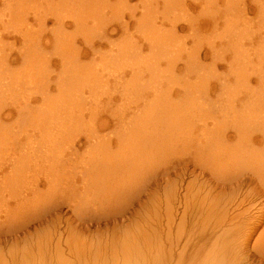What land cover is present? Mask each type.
<instances>
[{
    "label": "rangeland",
    "instance_id": "rangeland-1",
    "mask_svg": "<svg viewBox=\"0 0 264 264\" xmlns=\"http://www.w3.org/2000/svg\"><path fill=\"white\" fill-rule=\"evenodd\" d=\"M7 1L0 0V264H160L172 188L171 219L177 225L186 207V234L204 220L196 210L223 204L224 195L242 203L233 215L261 210L258 163L238 164L257 166L253 174L246 167L247 179L237 164L242 173L211 172L207 157L191 155L205 138L216 151L238 141L249 150L252 141L250 150L264 153V0ZM244 119L256 122L239 140L233 127ZM256 234L245 238L250 246Z\"/></svg>",
    "mask_w": 264,
    "mask_h": 264
},
{
    "label": "bare ground",
    "instance_id": "bare-ground-1",
    "mask_svg": "<svg viewBox=\"0 0 264 264\" xmlns=\"http://www.w3.org/2000/svg\"><path fill=\"white\" fill-rule=\"evenodd\" d=\"M10 0H8L7 2L8 3H10L9 2ZM34 1H36V0H34ZM68 1V0H67ZM72 1V0H71ZM141 1H143V0H141ZM13 2V1H12ZM28 2V1H27ZM29 2H30V0H29ZM32 2V1H31ZM65 2V1H64ZM48 3V2H47ZM30 4V3H29ZM28 4V5H29ZM59 4V3H58ZM6 5H8V4H6ZM50 5V4H49ZM20 6V5H19ZM81 6V5H80ZM7 7V9H9V8H11V7H9V5L8 6H6ZM9 7V8H8ZM50 7V6H49ZM74 7V6H73ZM78 7V6H77ZM18 8V7H17ZM23 8V7H22ZM13 10V9H12ZM24 10V9H23ZM26 10V9H25ZM79 10V9H78ZM17 11V10H16ZM10 12V11H9ZM14 12V11H13ZM18 12H19V10H18ZM44 12V11H43ZM12 13V12H11ZM10 14V13H9ZM17 14V13H16ZM15 15V14H14ZM13 15V16H14ZM12 16V17H13ZM17 16V15H16ZM37 16V15H36ZM70 16V15H69ZM201 16V15H200ZM15 17V16H14ZM23 17V16H22ZM24 18V17H23ZM18 19V18H17ZM40 19V18H39ZM46 19V18H45ZM75 21H78V20H75ZM171 21V20H170ZM8 22H9V20H8ZM22 22H24V21H22ZM178 23V22H177ZM186 23V22H185ZM39 24V23H38ZM175 24V23H174ZM8 28V27H7ZM14 28V27H13ZM43 29V28H42ZM3 30H6V29H3ZM7 30H9V29H7ZM173 30V29H172ZM15 32V31H14ZM52 33V32H51ZM55 39V38H54ZM63 39V38H62ZM61 40V39H60ZM24 41H26V40H24ZM24 41H23V43H24ZM29 47H31V46H29ZM34 47V46H33ZM88 47V46H87ZM199 48V47H198ZM38 49V48H37ZM21 50V49H20ZM34 50V49H33ZM122 50H123V48H122ZM12 51V50H11ZM41 52V51H40ZM122 52V51H121ZM38 53V52H37ZM29 54V53H28ZM95 54V53H94ZM46 55V54H45ZM123 55V54H122ZM216 55V54H215ZM26 56V55H25ZM4 57V56H3ZM31 57V56H30ZM33 57V56H32ZM1 58V57H0ZM50 58V57H49ZM194 58V57H193ZM32 60V59H31ZM41 61H43V60H41ZM40 61V62H41ZM25 64H26V62H25ZM2 65V64H1ZM1 65H0V67H1ZM4 65H5V63H4ZM67 65V64H66ZM31 66V65H30ZM26 68V67H25ZM44 71V70H43ZM42 74V73H41ZM65 74V73H64ZM66 75V74H65ZM60 76V75H59ZM61 78V77H60ZM63 78V77H62ZM0 90H1V87H0ZM43 96V95H42ZM49 96V95H48ZM43 99H45V98H43ZM46 102V101H45ZM52 106H54L53 104H52ZM51 106V107H52ZM43 107H44V105H43ZM51 107H49V108H51ZM55 107V106H54ZM53 107V108H54ZM52 108V110L51 111H53L54 109ZM56 109V108H55ZM50 110V109H49ZM45 111H46V109H45ZM50 111V112H51ZM55 112V111H54ZM249 116V115H248ZM55 118V117H54ZM211 118V117H210ZM243 120V119H242ZM241 120V121H242ZM245 120V119H244ZM248 120V119H247ZM247 120H245L244 122L242 121V122H238L239 124V127L237 126H235V127H233V128H235L234 129V132H235V135L238 137V139L239 138H242L243 137V135L244 134H246V133H244L245 131H246V129H247V126H249V125H251V124H254V122H256V120H252V121H250V124L248 123V125H247ZM257 121H260V120H257ZM228 123V122H227ZM234 123H236V122H234ZM261 123V122H260ZM258 124L257 125V127H258V129H260V130H258V131H260V132H263V139H264V121L261 123V124ZM106 125V124H105ZM237 125V124H236ZM247 125V126H246ZM206 131V130H205ZM217 131H218V129H217ZM216 132V131H215ZM227 132V131H226ZM224 134H225V132H223ZM223 133H220V134H222V135H224ZM249 133V132H248ZM203 134V133H202ZM261 134V133H260ZM116 135V134H115ZM121 135H123V134H121ZM204 135V134H203ZM209 136H210V134H208ZM212 135V134H211ZM219 137H222V135L220 136L219 135V133L217 134ZM250 135V134H249ZM128 135H126V137H127ZM228 136V135H227ZM126 137H124V136H122V138H125L126 139ZM135 137V136H134ZM141 138H142V136H140ZM139 137V138H140ZM211 137H214L215 138V135L214 136H211ZM226 137V136H225ZM119 138H121L120 136H119ZM130 138L132 139V136H130ZM135 138H138V137H135ZM134 138V141H136L137 139H135ZM138 138V142L141 140V139H139ZM143 138H145V137H143ZM222 138H224V137H222ZM244 138H247V137H244ZM244 138H243V141H246V140H244ZM262 139V140H263ZM126 140H128V137H127V139ZM227 140H228V138H227ZM239 140H241V139H239ZM248 140V139H247ZM119 143H120V139H118L117 140ZM117 141H116V143H117ZM122 141V140H121ZM144 141H146V140H144ZM207 140H206V138H205V140H204V143H202V142H199L200 143V148H199V146L198 147H196V150H195V152L193 153V155H191V157L192 156H196V154H197V150H198V152H199V154L198 155H202V156H200V157H207L208 158V160H207V164L209 165H207L208 167H211V169H210V171L212 172V169L214 168V169H216V168H222L221 170H223L224 172H225V170L224 169H226V168H228V167H230V168H232L234 165H238V164H240V162L241 161H243V160H246V163H247V161L249 162L250 160H252V161H250V163L252 162H254L253 164H255V163H258V164H260L261 163V161H262V165H258V164H255V165H257V166H260V168L262 169V168H264V153L262 152V154H260L254 147H252L251 148V150H250V148H249V146H250V142H252V141H249V145H248V149L249 150H244L243 148H242V146H241V142L239 143V141H238V144L241 146H239L238 145V148H235L234 149V147H232V146H225V147H222V150L220 149V150H218V151H216L215 150V148L213 149V148H211L210 147V145L208 144L207 146H206V144H207V142H206ZM247 141V142H248ZM110 142V141H109ZM123 142V141H122ZM127 142H129V140L127 141ZM219 142V141H218ZM221 142V141H220ZM220 142H219V144H220ZM130 143V142H129ZM141 143V142H140ZM227 143V142H226ZM225 143V144H226ZM237 143V142H236ZM254 143V142H253ZM131 144V143H130ZM135 144H137V143H135ZM212 144H213V141H212ZM242 144H243V142H242ZM111 145V144H110ZM133 145V144H132ZM140 145V144H139ZM143 145H145V144H143ZM213 145H215V143L213 144ZM102 146V145H101ZM142 146V144L140 145V147ZM146 146V145H145ZM235 146H237V145H235ZM251 146H253L252 144H251ZM209 147H210V149H209ZM213 147V146H212ZM216 147V146H215ZM217 147H218V144H217ZM246 147V146H245ZM142 148V147H141ZM240 148H242V149H240ZM254 148V149H253ZM122 149H124V147H122ZM134 149H135V147H134ZM240 149V150H239ZM125 150V149H124ZM128 150H129V148H128ZM130 150H131V148H130ZM129 150V152L130 153H128V155L129 154H133V150H131L132 151V153H131V151ZM184 150V149H183ZM215 150V151H214ZM145 151V150H144ZM185 151V150H184ZM263 151V150H262ZM117 152V151H116ZM121 151H119V153H120ZM123 152V151H122ZM128 152V151H127ZM189 152V151H188ZM187 152V153H188ZM258 152V153H257ZM113 153V152H112ZM111 153V154H112ZM118 153V152H117ZM124 153V152H123ZM134 153H135V155H136V152L134 151ZM138 153V152H137ZM196 153V154H195ZM120 155V154H119ZM138 155V154H137ZM189 156H190V154H189ZM130 157H131V155H130ZM143 157V156H142ZM111 158V157H110ZM113 158H114V156H113ZM113 158H111L112 160H114ZM196 158V161H197V158H198V156H196L195 157ZM206 158V159H207ZM246 158V159H245ZM118 159H120V158H118ZM122 159H125V158H122ZM129 159V158H128ZM202 159L203 158H201V161H202ZM205 159V158H204ZM203 159V160H204ZM127 160V159H126ZM125 160V161H126ZM198 160H200V159H198ZM106 161V160H105ZM114 161H116V160H114ZM124 161V162H125ZM138 161V160H137ZM107 162V161H106ZM123 162V163H124ZM200 162V161H199ZM198 162V163H199ZM204 162V161H203ZM110 163V162H109ZM198 163H196V164H198ZM205 163V162H204ZM246 163L244 164V162H243V164L244 165H242L243 167V170H246V167L247 168H249L248 166H245L246 165ZM250 164V165H253V164ZM195 164V165H196ZM202 164V163H201ZM200 164V169L199 170H201V167H202V165ZM177 165H179V164H177ZM176 165V166H177ZM211 165V166H210ZM249 165V164H248ZM180 166L182 167L183 165H181L180 164ZM198 166H199V164H198ZM205 166V165H204ZM206 166V167H207ZM232 166V167H231ZM244 166H245V169H244ZM257 166H255V168H257ZM113 167V166H112ZM115 167V166H114ZM206 167H203V168H206ZM235 167H236V171H237V166H234L233 168L235 169ZM183 168H185V167H182V169ZM229 168V169H230ZM241 168V167H240ZM239 168V165H238V169H240ZM241 168V169H242ZM251 168H253L252 169V171H255V170H258V169H255L254 168V166L252 167H250L249 168V170L251 169ZM174 171H175V169L174 168H172ZM186 169V168H185ZM207 169V168H206ZM228 169V170H229ZM240 169V170H241ZM123 170V169H122ZM187 170V169H186ZM204 170V169H203ZM230 170H232V169H230ZM229 170V171H230ZM260 170V169H259ZM107 171V170H106ZM177 171V170H176ZM185 171V170H184ZM223 171H221V174H223ZM236 171L234 170H232V172H234V173H236ZM239 171V170H238ZM237 171V172H238ZM252 171L250 170V173L249 174H251L252 173ZM263 171L264 170H260V174H259V177H261L262 179H263ZM165 172H166V170H165ZM164 172V173H165ZM180 172V171H179ZM182 172V171H181ZM187 172V171H186ZM201 172V171H200ZM218 172H219V170H218ZM218 172H216V174L218 173ZM240 173H242L241 171H239ZM238 172V173H239ZM247 172H249L248 170H246V174L244 175V176H247L248 174H247ZM254 173V172H253ZM252 173V174H253ZM201 174H202V172H201ZM218 174H220V172L218 173ZM227 172L225 173V176H226V178L228 179V177H227ZM167 175H169V174H167ZM207 175H208V173H207ZM215 176V174H212L211 176L213 177L212 179H214V176ZM235 177H237L236 176V174H233ZM257 175V174H256ZM164 176V175H163ZM239 176V178H235L234 177V180L236 179H240V174L238 175ZM241 176H242V174H241ZM203 177V176H202ZM210 177V176H209ZM248 177H250L249 175L247 176V179H248ZM258 177V176H257ZM195 178H196V176H195ZM215 178H218V181L220 182V179H221V181L222 182H224V184L226 185V183H225V180H227L225 177H223L222 178V175H219V177L216 175L215 176ZM243 178V177H242ZM241 178V179H242ZM212 179H210V180H212ZM223 179H225L224 181H223ZM244 179V178H243ZM242 179V180H243ZM246 179V178H245ZM259 179V178H258ZM166 180V179H165ZM235 180V181H236ZM242 180H241V182H242ZM215 181H217V180H214V181H211V182H215ZM250 181V180H249ZM253 181V180H252ZM210 182V183H211ZM229 182V181H228ZM244 182V181H243ZM242 182V183H243ZM256 182V181H255ZM259 182H260V180H259ZM94 183V182H93ZM239 183V182H238ZM241 183V184H242ZM252 183H254V182H252ZM228 184V183H227ZM236 184V183H235ZM240 184V185H241ZM258 184V183H257ZM262 184V185H261ZM261 184L259 183L258 184V186H256V187H259V185L260 186H262V188H263V190L259 193V191H260V189L258 190V191H254V189H253V194H255L256 192H258L259 194H255V197L258 195L259 197H264V180L261 182ZM210 185V184H209ZM232 185V184H231ZM244 185V184H243ZM253 184H251V186H252ZM256 185V184H255ZM211 186V185H210ZM227 186V185H226ZM236 186V190L237 189H239L241 186H239V187H237L238 186V184L237 185H235ZM247 186H248V184H247ZM247 186H245V189L247 188ZM250 186V185H249ZM233 187V186H232ZM255 187V186H254ZM231 188V187H230ZM235 188V187H234ZM250 189L249 190H252V188L253 187H249ZM97 189V188H96ZM174 188H172V189H169L170 191L171 190H173ZM212 189H214V188H212ZM220 189V188H219ZM223 189V188H222ZM221 189V191L220 192H223L224 191V193H225V190H222ZM226 189V188H225ZM242 189V188H241ZM241 189H239V190H241ZM257 189V188H256ZM255 189V190H256ZM176 190H177V188H176ZM232 190V189H231ZM230 190V192H232ZM239 190H237L236 192H239ZM243 190H244V188H243ZM242 190V191H243ZM246 190H248V189H246ZM245 190V191H246ZM248 190V191H249ZM168 192L167 194L168 195H166L168 198L166 199V221H165V223H164V228H163V230H162V233H163V238H162V244H163V255H162V258H161V260H159V262H160V264H170L171 263V261H176V262H178V264H183V263H185V264H264V205L261 207L260 205V207H261V210H260V208L256 211V214H250V213H246V211H244L243 210V212L244 213H241L242 211H240V213L239 214H236V215H233V213H235L234 211H236V209L239 207V205L241 206L242 205V203H238L237 202V204H236V200H237V198H236V196H235V198H236V200H235V198L234 199H232L231 198V200L230 201H228V199H224L225 197L224 196H226V195H221V197L223 196V198H221V200H227V201H225L223 204H221V202L219 201L218 202V200H216V201H214V202H211V203H213V204H211V205H208V206H206L207 208H205V210L203 209V207H202V209L200 208V209H198V210H196V213H194V214H197V215H199L200 217H201V219H202V217H204V220H202L201 221V219H200V217H199V220L201 221V223H200V225H199V227L197 226L196 228H195V230H192L193 232H191V233H187L186 234V224H187V220H186V217H187V214L189 213V211H188V213H186L185 212V210L187 209L186 207H185V210H184V212H183V214H182V216H181V218H180V221L177 223V225H175V224H173V221H172V217H174V215H172V213H173V211H172V201L176 198H174V196H175V191H171V192ZM215 191V190H214ZM217 191V190H216ZM248 191H246V193L248 192ZM177 192V191H176ZM187 192V191H186ZM208 192V191H207ZM211 192V191H210ZM209 192V193H210ZM227 192H229V191H227ZM226 192V193H227ZM235 192V193H236ZM166 193V192H165ZM175 193V194H174ZM224 193H222V194H224ZM234 193V191H233V194H235ZM240 193H242V192H239V193H237L238 195H242V194H240ZM249 194H250V191L248 192ZM211 194V193H210ZM213 194V196H214V193H212ZM211 194V195H212ZM245 194V193H244ZM253 194H251V195H253ZM209 195V194H208ZM229 195V194H228ZM231 195V194H230ZM236 195V194H235ZM246 195V194H245ZM215 196H216V194H215ZM215 196H214V198H215ZM233 197H234V195H232ZM244 196V195H243ZM247 196H249L248 194H247ZM246 196V197H247ZM257 196V197H258ZM230 197V196H229ZM238 197V196H237ZM241 197V196H240ZM245 197V196H244ZM245 197V198H246ZM251 196H249V198H250ZM254 197V196H253ZM186 198V197H185ZM218 197H216V199H217ZM219 198H220V196H219ZM218 198V199H219ZM244 198V199H245ZM240 199V198H239ZM241 199H243V197L241 198ZM243 199V200H244ZM247 199H248V197H247ZM254 199V198H253ZM257 199H259V198H257ZM256 199V200H257ZM209 200H210V198H209ZM212 200H214V199H212ZM262 200H264V198H262ZM252 201V200H251ZM254 201V200H253ZM259 201H261V199L259 200ZM208 202V201H207ZM240 202H242V200H240ZM246 202H248V200H246ZM264 202V201H263ZM187 203H189L188 201H187ZM193 203V202H192ZM249 203V202H248ZM222 206H221V205ZM202 205V204H201ZM205 205V204H204ZM244 205H246V204H244ZM186 206H188V204L186 205ZM237 206V207H236ZM258 206V205H257ZM174 207V206H173ZM245 207V206H244ZM243 207V208H244ZM175 208V207H174ZM250 208V207H249ZM239 211V210H238ZM258 214V215H257ZM247 215V216H246ZM192 217H193V215H192ZM205 217L207 218V220L205 219ZM191 218V217H190ZM173 220H174V218H173ZM196 220H198V219H196ZM196 220H192L194 223H199V222H196ZM189 222V221H188ZM193 223V226L195 225ZM191 224V223H190ZM189 225V224H188ZM192 225V224H191ZM176 228L175 229V232H176V234H175V236H173V233H172V231H174L173 230V228ZM189 227H191L190 225H189ZM195 227V226H194ZM194 227H191V228H193L194 229ZM186 228V229H185ZM261 228V230H260V232H259V234H256V232H257V230L258 229H260ZM141 230V229H140ZM161 230V229H160ZM189 230V229H188ZM156 231V230H155ZM190 231V230H189ZM131 233V232H130ZM253 233H255L256 235H257V237L255 238V241L253 240V245H251L250 246V244H249V240L247 239H245L246 237L247 238H249V237H251L252 236V234ZM131 235V234H130ZM184 235V236H183ZM185 237L186 238V240H183L184 242L183 243H181V247H180V241L182 240L181 239V237ZM133 238V237H132ZM184 238V239H185ZM181 239V240H180ZM250 239V238H249ZM248 246H250V247H248ZM181 248V249H179L180 251L179 252H177V250H176V252H175V248ZM250 248V249H249ZM190 249H191V251H190ZM189 250V251H188ZM253 250V252L254 253H251L250 251H252ZM187 251L188 252H191L190 254H185V253H187ZM255 255V256H254ZM188 262H187V261ZM187 263H186V262Z\"/></svg>",
    "mask_w": 264,
    "mask_h": 264
}]
</instances>
